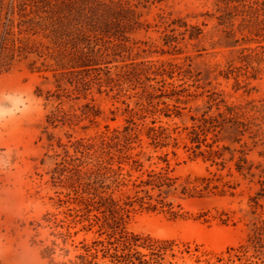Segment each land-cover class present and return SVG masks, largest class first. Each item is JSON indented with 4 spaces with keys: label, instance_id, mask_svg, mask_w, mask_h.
I'll use <instances>...</instances> for the list:
<instances>
[{
    "label": "rangeland",
    "instance_id": "rangeland-1",
    "mask_svg": "<svg viewBox=\"0 0 264 264\" xmlns=\"http://www.w3.org/2000/svg\"><path fill=\"white\" fill-rule=\"evenodd\" d=\"M128 1L143 26L127 34L128 40L117 47L118 55H111L108 67L115 74L130 63L148 61L156 67L163 64L165 70L173 64L172 78L149 72L141 76L140 83H123L113 89L92 84L77 91L72 75L59 84L53 72L41 65L44 58L38 59L36 54L0 72V264H52L41 252L46 246L53 247V241L58 244L53 257L62 261L65 250L73 258L83 239L97 237L93 231H84L85 222L68 210L78 206L68 180L71 164L67 155L80 157L75 152L76 141L122 131L127 125L137 126L143 139V148L135 143L131 151L144 153L139 156L142 170L133 171V177L155 170L167 172L176 181V189L164 194V201L172 203L178 216H171L167 207L163 211L137 210L126 225L134 234L173 243L175 257L172 251L161 249L151 264H205V260L219 264L218 257L228 256L233 257L232 264H246V257L253 264H264V185L260 181L264 180V154L260 155L264 145L253 147L251 140L244 138L252 149L247 159L254 174L244 170V176L235 170L237 153L230 161L231 153L224 152V168L190 156L184 148L183 131L192 124L190 116H199L207 109L211 93H218L227 103L253 107L250 114L264 122V50L258 48L262 61H253V66L261 69L256 79L250 69L239 68L242 49L264 42H244L237 31L239 17L234 21L235 37L228 38L217 19V0ZM183 22L186 27L180 26ZM193 27L202 31L197 38L189 37L197 33ZM36 41L47 43L41 35ZM31 60H37L41 71L30 69ZM230 69L233 73L225 79L221 72ZM144 87L155 94L150 104L139 99ZM171 90L181 91L180 95L169 97ZM87 103L93 106L91 113ZM166 105L172 110L170 117L164 115L165 110L154 113ZM130 109L132 113H128ZM175 110L181 116H175ZM148 126L176 129L172 136L178 138V146H148L144 135ZM233 146L240 148L239 144ZM183 187L187 192H182ZM151 193L155 197L158 192ZM256 228L263 247L260 251L250 248L245 257L242 247L248 245ZM60 233H70L65 243ZM185 248L188 253L178 252Z\"/></svg>",
    "mask_w": 264,
    "mask_h": 264
},
{
    "label": "trees",
    "instance_id": "trees-1",
    "mask_svg": "<svg viewBox=\"0 0 264 264\" xmlns=\"http://www.w3.org/2000/svg\"><path fill=\"white\" fill-rule=\"evenodd\" d=\"M217 1L220 12L217 19L219 25L226 28L224 31L228 38L235 37L234 21L239 17L237 31L242 35L241 39L248 43L264 42V0ZM139 17L128 0H0V72L9 71L17 62L28 60L31 54H36L38 59L44 58L41 65L53 72L59 84L72 75L77 91L87 90L92 84L113 89L123 83H140L141 76L149 72L162 78L165 74L172 78L173 64H170V70H165L163 64L156 67L148 61L130 63L115 74L108 67L111 55H118L117 47L128 40L127 34L143 26ZM180 26L187 25L183 22ZM193 28L197 33H191L189 37L197 38L202 31L198 27ZM245 31L248 35L244 34ZM38 35L46 39L47 43L36 41ZM238 42V39L234 41ZM258 48L264 50V45L243 48L239 56V68L246 72L250 69L253 79L261 71L259 66H253V61L263 59ZM244 51L249 53L245 54ZM36 64L37 60H31L30 69L41 71ZM221 73L228 79L233 71L230 69ZM235 81L238 86L240 83L237 79ZM161 82L164 83V79ZM248 84L245 83V86ZM152 89L155 90L153 86ZM180 92L171 90L169 97L173 94L179 96ZM56 97L60 99L61 95ZM153 98L155 94L144 87L139 97L141 102L150 104ZM209 99L207 109L199 116H190L192 124L183 127L187 141L184 142V148L193 158L202 157L204 162L210 161L212 165H221L222 168L226 164L224 152L231 153L230 161L234 160L237 153L235 170L244 176V170H247L246 174L253 176L252 164L247 159L252 149L244 138L251 140L253 147L264 145V122L250 114L253 107L227 103L219 99L218 93L209 94ZM85 106L89 113L93 111L89 103ZM213 107L214 113L211 112ZM132 110L127 111L132 113ZM164 110V115L170 117L172 110L168 105L165 109L156 108L154 113H164ZM175 111V116H181V112ZM128 123L136 125L132 120H128ZM152 123L156 121L152 120ZM175 130L148 126L144 135L148 146L155 149L167 147L171 143L177 147L178 138L172 136ZM140 135L137 126L127 125L122 131L113 130L111 134H103L93 140L76 141L75 152L80 153V157L67 156L71 164L68 180L76 195L74 203L78 208L68 210L74 212V218L85 222L82 226L84 231H93L97 237L91 241L83 239L80 252L73 258L68 257L69 251L65 250L66 259L55 261L53 255L58 246L55 241L52 242L53 247H44L42 257L48 258L52 264H151L152 257L161 249L164 252L172 251L171 255L175 257L172 242L162 243L149 236L134 234L126 227L131 213L137 210L163 211L167 207L171 216L179 215L173 210L172 203L164 201V194H168L171 188L176 189L175 179L167 172L150 170L133 177L132 172H140L143 167L139 156L144 153L131 152L135 149V143L140 149L143 148ZM236 144H239V149L231 147ZM172 153L176 156L174 151ZM163 161L168 164L165 158ZM260 181L264 185V180ZM155 190L158 193L154 197L151 192ZM182 192H187V188L183 187ZM60 236L64 237L65 243L70 233H60ZM248 242L242 247L245 257L250 248L260 251L263 247L257 228ZM140 248L147 252L140 251ZM178 252L188 253L189 250L185 248ZM246 258V264H253L250 257ZM200 261L198 258L197 262ZM216 261L219 264H232L234 259L232 256L218 257ZM204 263L209 264L210 260Z\"/></svg>",
    "mask_w": 264,
    "mask_h": 264
}]
</instances>
